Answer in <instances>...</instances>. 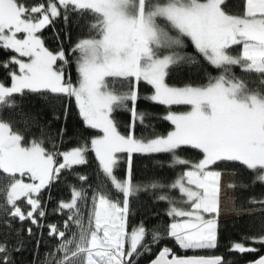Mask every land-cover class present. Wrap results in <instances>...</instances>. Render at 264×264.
<instances>
[{"label":"snow or ice","instance_id":"6c2138e0","mask_svg":"<svg viewBox=\"0 0 264 264\" xmlns=\"http://www.w3.org/2000/svg\"><path fill=\"white\" fill-rule=\"evenodd\" d=\"M226 0H0V51L11 53L0 61L10 83L0 82V111L15 108L16 96L27 93L63 97L74 101L86 128L95 130L90 140L62 149L66 129L55 137L34 121L39 136L26 140L11 123L0 119V264H15L13 253L24 250L21 232L35 240L39 257L44 230L56 244L39 264H137L152 247L171 239L184 251L218 247V217L222 171L214 166L239 164L253 174L252 183L264 184V91L251 89L233 71L259 74L264 86V0H241L238 13H229ZM70 14L90 17L87 35L78 37L66 54L52 51L40 33L58 18ZM190 41L195 53L181 51ZM234 46L239 53L233 54ZM73 59L69 60L68 55ZM197 55L219 70L206 84L184 87L166 82L169 69L180 61L198 63ZM75 66L72 80L67 69ZM14 66V67H13ZM141 84L152 89L141 96ZM147 100L166 106L164 117L173 126L166 135H137V127L151 128V116L138 108ZM188 106L172 111V106ZM130 115L126 131L115 113ZM67 106L64 118L67 119ZM59 120V115H53ZM195 150L196 160L179 155ZM94 153L98 168L112 191L85 187L87 177L75 167L88 163ZM168 154L170 167L182 172L170 183L154 178L133 180V155ZM123 179L116 175L121 162ZM73 175L80 186L69 183L68 199H61L52 214L66 217L62 226L46 222L49 214L43 193L63 176ZM27 177L29 182H25ZM236 185L229 184V188ZM156 197L168 205L166 225L147 227L143 221L129 226L130 200L141 191L163 190ZM178 192L172 196L171 192ZM239 209L264 216V199H249ZM207 214V215H206ZM16 243L9 245L14 225ZM259 245L260 247H256ZM264 248V223L258 235L230 242L229 252L254 254ZM149 264H232L221 255L178 256L162 246ZM248 264H264L260 255Z\"/></svg>","mask_w":264,"mask_h":264},{"label":"trees","instance_id":"16d2710c","mask_svg":"<svg viewBox=\"0 0 264 264\" xmlns=\"http://www.w3.org/2000/svg\"><path fill=\"white\" fill-rule=\"evenodd\" d=\"M29 4H35L42 2V0H26ZM241 5V0H226V3L222 5L224 10L229 13H238ZM90 17L85 15L79 17L76 14H70L67 23L63 18L56 19L53 24L49 25L40 33L42 39L47 48L52 51H57L60 47H63L66 54L69 53V49L77 41L78 37L87 35L88 24ZM187 47L179 50L181 54L188 53L194 54L195 50L190 41H186ZM233 54L239 53V46H234L232 49ZM11 53H5L0 51V61L6 60ZM68 59L72 60V55H68ZM198 63L189 64L186 61H180L179 63L172 65L169 69V75L166 77V82L170 86L184 87L191 84L193 86H199L206 84L209 76H216L219 74V70L210 66L202 57L197 55ZM14 67V66H13ZM67 71L70 72L72 80L75 82L77 73L75 66L70 65ZM233 71L237 77L242 78L253 90L264 91V86L260 85L259 79L255 77L254 73H246L241 70L239 66H235ZM0 82L6 85L10 83L7 72L0 68ZM141 96L151 95L152 89L148 85L141 84L140 86ZM17 105L12 109H5L0 111V119L11 123L14 130L21 131L26 140H31L33 136H39V128L35 126L34 121L43 125L47 132L55 137L61 127L66 129L64 135L65 143L61 145L62 149H67L85 140H90L94 136L95 130H91L85 127L81 120L78 109L73 102L68 103L63 97H56L53 95H40L34 93H25L23 96H16ZM67 106V119L64 118V109ZM140 110L147 111L151 116V128L147 131L141 127H137V135L143 133L144 135H166L173 129V126L164 117L167 115L169 109L163 105H157L147 100L141 99L138 104ZM188 106H172V111H185ZM59 115L60 119H53V115ZM115 118L119 124L122 132L126 131V125L130 121V115L128 112L120 111L115 113ZM179 155L186 157L190 160H196L199 158V154L195 150L181 149ZM88 163L75 167V172L87 177V181L84 184L89 188V193L92 189L102 186L105 190L112 191L113 196L116 195L114 190H111V185L105 179L103 174L98 168V163L95 159L94 153L89 152L87 155ZM170 156L168 154H154L150 156L133 155V180L134 182H145L147 178H154L161 183L168 184L175 177L181 174L182 169L180 167H170ZM217 170L238 172L246 170L239 164H219L214 166ZM126 165L121 162L118 169H116V175L123 179L125 174ZM249 172V171H248ZM74 184L80 186L81 182L77 180L73 175L63 176L60 181L56 182L50 191L51 199L49 200V193L45 191L43 193V201L46 203V209L49 213L46 217V222H55L62 226L63 220L66 218L60 214H52V210L57 206V203L61 199H68L70 190L68 184ZM167 188L160 190L141 191L134 198L138 199L141 206V219L144 224L152 228L154 225L161 224L166 225L169 218L166 215L168 208L167 203L158 201L156 199L162 193H167ZM172 196L178 197V192H171ZM27 222H25V230L21 232L24 242V250L18 253H13L15 264H33L34 260V247L35 240L27 236L26 232ZM20 228L19 224L14 225L13 234L7 237L9 245L16 243L15 229ZM6 229L0 227V240H4L6 237L4 233ZM43 241L39 249V257L36 258V264L43 259L44 253L55 246L56 241L50 239L47 235V229L44 230ZM168 246L178 256L189 255H221L226 260L232 261V264H245L248 261H254L260 255H264V248H261L259 252L254 254H239L236 252H229L228 249H204L184 251L181 250L173 240L165 239L161 241L159 245L152 247L151 254H145L141 256L137 264H147L151 261L162 246ZM260 247L259 245H255Z\"/></svg>","mask_w":264,"mask_h":264},{"label":"rangeland","instance_id":"374dc122","mask_svg":"<svg viewBox=\"0 0 264 264\" xmlns=\"http://www.w3.org/2000/svg\"><path fill=\"white\" fill-rule=\"evenodd\" d=\"M255 77L259 74L254 73ZM259 79V78H258ZM173 130V129H172ZM25 182H29L27 177ZM253 174L249 171L232 172L222 171L220 192V215L218 217V247L216 249L229 248L230 242L240 241L243 236L258 235L260 226L264 223V216L259 211L249 214L239 209L250 207L249 199L255 197L257 200L264 199V184L259 182L253 184ZM236 185L229 188V184ZM132 215L129 217V226H136L141 219V206L136 198L130 200ZM207 215V214H206Z\"/></svg>","mask_w":264,"mask_h":264},{"label":"water","instance_id":"95a60500","mask_svg":"<svg viewBox=\"0 0 264 264\" xmlns=\"http://www.w3.org/2000/svg\"><path fill=\"white\" fill-rule=\"evenodd\" d=\"M189 256H191V255H189ZM205 256H208V255H205ZM150 262V261H149ZM149 262L147 263V264H149ZM245 264H248V262L247 263H245Z\"/></svg>","mask_w":264,"mask_h":264}]
</instances>
